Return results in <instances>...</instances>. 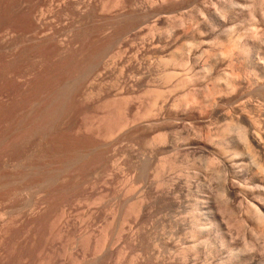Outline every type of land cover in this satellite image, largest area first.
I'll return each mask as SVG.
<instances>
[{"label":"rangeland","instance_id":"374dc122","mask_svg":"<svg viewBox=\"0 0 264 264\" xmlns=\"http://www.w3.org/2000/svg\"><path fill=\"white\" fill-rule=\"evenodd\" d=\"M250 1L0 0V264H264V218L257 219L253 211L245 215V210L249 211L246 206L264 205V158L259 160L245 153L248 156L237 155L234 168L221 159L206 166L203 159L194 157L193 152L181 146L182 141L176 143L177 146L173 142L176 134L178 138L188 135L195 140L196 130L201 127L202 134L205 133L202 136L206 138L209 133L216 134L214 131L228 121L214 115L211 124L202 125L197 123L200 112L196 107L189 105L187 110H181L174 106L189 92V87H179L178 91L180 80L177 78L181 76L182 79L188 70V74H197L208 64L214 65L213 72L208 71V77L205 76L208 80L194 83L195 88H202L208 82L211 86L214 84L211 81L214 82L219 74H229L227 72L235 69L245 81L243 97L247 98L238 102L245 101L247 106L250 99L257 105H251L256 110H250L249 105L245 111L257 119L264 118V79L257 77L263 71L250 69L245 62L248 55L254 54L256 61L264 63V0ZM231 5H235L234 8ZM222 6L228 10L224 11ZM221 10L223 12L218 13ZM221 20L226 23H220ZM180 25L184 26L183 30ZM248 28H253V33L260 35L259 39L246 33ZM227 31L232 34L230 38L227 36L228 42L239 38L242 44L251 43L252 48L250 46L251 49L241 55L235 51L233 59L219 56L226 46L227 37L223 32ZM220 34L224 36L221 38ZM160 35H165L161 41ZM164 37L173 42H196L197 45L201 42L199 52L203 53L197 56H202L196 57L195 63L189 60V66L174 64L178 66L174 69L173 64L165 63L169 57L161 50L167 41ZM223 37L226 38L224 42ZM215 38L222 39V43L219 40L217 43ZM212 52L217 54L214 56ZM230 60L237 63L233 65L234 61ZM166 72L179 73H175L177 78L172 76L177 81L172 77L167 80ZM183 89L188 90L183 92ZM170 90L175 95L169 94ZM149 91L157 93L156 98ZM162 91L164 94L158 98ZM234 103L225 104L230 115H236L242 105L234 106L237 104ZM243 105L241 109L246 108ZM205 110L201 113L204 117ZM123 127L125 131H121ZM160 133H170L166 134L168 143H162V147L161 143L158 146L153 141ZM228 153L227 157L233 155L231 151ZM235 179L241 182V185L236 184L245 186L242 188L245 192L240 197L224 196L223 183ZM222 185L224 187H220ZM196 218L197 223L198 220L204 223L203 227L194 223ZM193 223L203 236L195 233ZM191 238L193 241H189ZM192 251L199 252L200 256Z\"/></svg>","mask_w":264,"mask_h":264},{"label":"bare ground","instance_id":"6f19581e","mask_svg":"<svg viewBox=\"0 0 264 264\" xmlns=\"http://www.w3.org/2000/svg\"><path fill=\"white\" fill-rule=\"evenodd\" d=\"M152 1H154V0H152ZM161 1H163V0H161ZM199 1V0H198ZM229 1V0H228ZM233 1V0H232ZM246 1V0H245ZM253 1V0H252ZM252 1H250V2H252ZM258 2H259V0H257ZM263 0H260V2H262ZM141 2H143V1H141ZM147 2H148V0H147ZM206 2V1H205ZM208 2V1H207ZM226 2V1H225ZM244 2V1H243ZM249 2V3H250ZM256 2V1H255ZM254 2V3H255ZM117 3V2H116ZM119 3H120V1H119ZM157 3V2H156ZM197 3V2H196ZM213 3V2H212ZM246 3H248V2H246ZM139 4V3H138ZM155 4V3H154ZM220 4V3H219ZM262 3H260L259 5H261ZM137 5V4H136ZM140 5V4H139ZM246 5V4H245ZM250 5H252V4H250ZM103 6H105V5H103ZM128 6V5H127ZM145 6V5H144ZM144 6H143V8H144ZM152 6H153V3H152ZM151 6V7H152ZM195 6V5H194ZM206 6V5H205ZM235 6V5H234ZM234 6L232 7V5L230 6V7H232V8H234ZM242 6V5H241ZM249 6V5H248ZM87 7V6H86ZM117 7V6H116ZM136 7V6H135ZM142 7V6H141ZM208 7V6H207ZM213 7H216V6H213ZM223 7V6H222ZM243 7H244V5H243ZM253 7V6H252ZM256 7V6H255ZM263 6H261V8H262ZM137 8V7H136ZM135 8V9H136ZM153 8V7H152ZM205 8V7H204ZM232 8H230V9H232ZM248 8H250V6L248 7ZM247 8V9H248ZM257 8V7H256ZM101 9H103V7H101ZM105 9V8H104ZM200 9V8H199ZM218 9V8H217ZM216 9V10H217ZM225 9L226 10H228V8H224L223 7V10L225 11ZM245 9V8H244ZM247 9H245V10H247ZM260 9V8H259ZM141 10V9H140ZM148 10V9H147ZM239 10V9H238ZM244 10V11H245ZM249 10V9H248ZM204 11H206V10H204ZM209 11V10H208ZM218 11V10H217ZM216 11V12H217ZM230 11V10H229ZM200 12H201V10H200ZM199 12V13H200ZM223 11L221 10L220 12H218V13H222ZM237 12V11H236ZM254 12V11H253ZM231 13V12H230ZM262 13V12H261ZM201 14V13H200ZM216 14V13H215ZM224 14H225V12H224ZM228 14V13H227ZM239 14H241V13H239ZM249 14V13H248ZM254 14V13H253ZM157 15V14H156ZM198 15V14H197ZM201 15H203V14H201ZM205 15H206V13H205ZM205 15H204V17H205ZM220 16H222V17H225V16H223V14H219ZM250 15H251V17H254V16H252V13L250 12ZM249 15V16H250ZM263 15H264V13H263ZM230 16V15H229ZM237 16V15H236ZM239 16V15H238ZM241 16V15H240ZM161 17V16H160ZM192 17V16H191ZM202 17V16H201ZM204 17H203V19H204ZM228 17V16H227ZM246 17V16H245ZM145 18V17H144ZM148 18V17H147ZM162 18V17H161ZM182 18V17H181ZM206 18V17H205ZM220 18V17H219ZM218 18V19H219ZM226 18V17H225ZM238 17H234L233 19H237ZM250 18V17H249ZM256 18V17H255ZM152 19V18H151ZM156 19V18H155ZM202 19V18H201ZM223 19V18H222ZM232 19V20H233ZM149 20H150V18H149ZM148 20V21H149ZM154 20V19H153ZM158 20V19H157ZM184 20V19H183ZM183 20H182V24H183ZM197 20V19H196ZM214 20V19H213ZM225 20V19H224ZM224 20H221L220 21V23H223V24H225L223 21ZM251 20H253V18H251ZM257 20V19H256ZM255 20V21H256ZM140 21V20H139ZM156 21V20H155ZM194 21V20H193ZM205 21V20H204ZM151 22H153V21H151ZM189 22V21H188ZM195 22V21H194ZM232 22V21H231ZM233 22H234V20H233ZM257 22V21H256ZM150 23V22H149ZM190 23V22H189ZM209 23V22H208ZM253 23H254V21H253ZM146 24V23H145ZM193 24V23H192ZM254 24H256V23H254ZM155 25H156V23H155ZM154 25V26H155ZM183 25H185V24H183ZM200 25V24H199ZM222 25V24H221ZM253 25V24H252ZM256 25H258V24H256ZM145 26V25H144ZM175 26V25H174ZM178 26V25H177ZM211 26V25H210ZM251 26V25H250ZM249 26V27H250ZM147 27V26H146ZM145 27V28H146ZM148 27H150V26H148ZM156 27V26H155ZM170 27H171V25H170ZM179 27V26H178ZM180 27H181V29H182V27H184V26H182V25H180ZM212 27H214V26H212ZM230 27V26H229ZM157 28V27H156ZM172 28V27H171ZM175 28V27H174ZM189 28V27H188ZM220 28V27H219ZM233 28H235V27H233ZM255 28V27H254ZM141 29V28H140ZM180 29V30H181ZM195 29H197V27L195 28ZM215 29H216V27H215ZM232 29V28H231ZM249 29V28H248ZM253 29V28H252ZM252 29H249L246 33H249V35L250 36H252V37H254V36H256L254 33H253V31H252ZM256 29V28H255ZM138 30V29H137ZM155 30V29H154ZM157 30V29H156ZM183 30V29H182ZM219 30V29H218ZM142 31H143V29H142ZM171 31H172V29H171ZM175 31H176V29H175ZM175 31H173V34H174V32ZM179 31V30H178ZM186 31V29L183 31V32H185ZM193 31V30H192ZM217 31V30H216ZM215 31V32H216ZM246 31V30H245ZM244 31V32H245ZM135 32V31H134ZM139 32H140V30H139ZM181 32V31H180ZM191 32V31H190ZM196 32V31H195ZM198 32V31H197ZM197 32H196V34H197ZM202 32V31H201ZM229 31H227V32H223V34L225 35V37H227V36H229V38H230V35H232V34H229L228 33ZM150 33V32H149ZM152 33V32H151ZM167 33L169 34L170 32L169 31H167ZM213 33V32H212ZM230 33H232V32H230ZM255 33H256V31H255ZM257 33H259L258 31H257ZM3 34V33H2ZM134 34V33H133ZM168 34H166L167 36H168ZM176 34H177V32H176ZM195 34V35H196ZM202 34V36H204V34L203 33H201ZM221 35L220 34V37L221 36H224V35ZM227 34H229V35H227ZM254 34V35H253ZM194 35V36H195ZM199 35V34H198ZM247 35V34H246ZM127 36V35H126ZM161 36V35H160ZM162 36H165V35H162ZM162 36L160 37V41H161V39H162ZM172 36V35H171ZM205 36H208V35H205ZM248 36V35H247ZM260 36V35H259ZM259 36H256V38H258L259 39ZM173 37V36H172ZM174 37H175V34H174ZM173 37V38H174ZM196 37V36H195ZM225 37H223V42L225 41L224 39H226ZM242 37V36H241ZM245 37V36H244ZM127 38V37H126ZM153 38V37H152ZM165 38V37H164ZM179 38V37H178ZM181 38V37H180ZM180 38L178 39V40H180ZM201 38V37H200ZM217 38H219V35L217 36ZM222 38V37H221ZM238 38V37H237ZM246 38V37H245ZM255 38V37H254ZM255 38V39H256ZM154 39V38H153ZM165 39H167V38H165ZM169 39L170 38H168L167 39V41H166V43L161 47V50L163 51V53L165 52L166 53V55L169 57V60L167 61V58H166V61L167 62H165L166 63V65H171V64H176V65H179V66H183V65H185V64H188V66H189V60H192V62L193 63H195L194 61L196 60L195 58L197 57L198 58V56H199V58L202 56H200L199 54H198V56H197V53H203V51H200L199 52V50H200V43L197 45V43L195 42V43H188V42H181V41H179V42H173V40H171L170 42H169ZM177 39V38H176ZM216 39V38H215ZM214 39V40H215ZM239 39V38H238ZM238 39H232V40H235V41H232L231 39H229V42L230 41H232L231 42V44L228 46L227 45V43H229L227 40H228V37H227V39H226V41L224 42V44H226V46H225V49H224V51H222L221 49V53L219 54V52H218V54H219V56L220 55H223V58H224V56H229L230 58H232V56H234V54H235V51H238V53H240V54H238V55H241L242 54V52L244 53V52H246L247 50H249V49H251L252 48V46L249 44V42L248 43H246V44H242V42H240V39L238 40ZM243 38H241V40H242ZM248 39V38H247ZM252 40H253V38H251ZM122 40V39H121ZM194 40V39H193ZM217 40H219L220 41V39H216V41ZM250 40V39H249ZM252 40H251V42H252ZM261 40V39H260ZM125 41H126V39H125ZM125 41H124V43H125ZM163 41V40H162ZM177 41V40H176ZM221 41H222V39H221ZM220 41V42H221ZM123 42V41H122ZM146 42V41H145ZM150 42V41H149ZM214 42V41H213ZM259 42V41H258ZM264 42V41H263ZM147 43V42H146ZM203 43V42H202ZM217 43H219L218 41H217ZM222 43V42H221ZM253 43V42H252ZM256 43V42H255ZM207 45H206V47L208 46V44H210L209 42L208 43H206ZM224 44H223V47H224ZM263 43H261V45H262ZM120 45V44H119ZM118 45V46H119ZM214 45H215V43H214ZM214 45H213V48H214ZM219 45V44H218ZM260 45V46H261ZM264 45V44H263ZM146 46V45H145ZM145 46H144V48H145ZM158 46V45H157ZM201 46H203V45H201ZM250 46H251V48H250ZM120 47V46H119ZM121 47H123V46H121ZM155 47V45H153V48ZM159 48H160V45L158 46ZM194 47V51H192V48ZM197 47H199V49H197ZM205 47V46H204ZM258 47H259V45H258ZM156 48V47H155ZM216 48V47H215ZM260 48V47H259ZM139 49V48H138ZM223 49V48H222ZM127 50V49H126ZM144 50V49H143ZM209 50V49H208ZM213 50V49H212ZM205 51H207V50H205ZM210 51H211V49H210ZM241 51V52H240ZM124 52V51H123ZM128 52V51H127ZM137 52V51H136ZM161 52V51H160ZM217 52H215V55L217 54ZM260 52H262V50H260ZM118 53V52H117ZM126 53V52H125ZM164 53V54H165ZM206 54H208L207 52H205ZM213 53V52H212ZM257 53V55H258V51L256 52ZM109 54V53H108ZM113 54H115V53H113ZM134 54V53H133ZM139 54V53H138ZM164 54H162V55H164ZM109 55H111V54H109ZM125 55V54H124ZM209 55V54H208ZM211 55V54H210ZM212 55H214V53L212 54ZM211 55V56H212ZM214 55V56H215ZM246 55V54H245ZM254 55V54H253ZM249 56L248 55V58L246 59V61L245 62H247L246 63V66L248 65L249 67H250V69L252 68L253 70H255V69H257L258 71L260 70V72L261 71H263L262 72V74L261 75H259V76H257L258 78H260V79H264V63L263 62H259L258 60L256 61L255 60V57L254 56ZM116 56V55H115ZM120 56H122V55H120ZM133 56V55H132ZM150 56V55H149ZM148 56V57H149ZM205 56V55H204ZM211 56H209V57H211ZM112 57V56H111ZM126 57V56H125ZM135 57V56H134ZM152 57V56H151ZM154 57H156V56H154ZM162 57V56H161ZM208 56H207V58H209ZM218 57V56H217ZM228 57V58H229ZM247 57V56H246ZM107 58H109V57H107ZM106 58V59H107ZM113 58H115V57H113ZM123 58H124V56H123ZM137 58V57H136ZM146 58H147V56H146ZM159 58V60L161 61L162 60V58L160 59V57H158ZM215 58V57H214ZM219 58V57H218ZM217 58V59H218ZM234 58V57H233ZM232 58V59H233ZM257 58H258V56H257ZM256 58V59H257ZM262 58V57H261ZM120 59H121V57H120ZM139 59V58H138ZM148 60H149V58H147ZM151 59V58H150ZM156 59H157V57H156ZM225 59H227L226 57H225ZM238 59V58H237ZM259 60H260V58H258ZM135 60V59H134ZM143 60V59H142ZM141 60V61H142ZM152 60V59H151ZM164 60L165 59H163V61H162V64L164 63ZM215 60V59H214ZM220 60H222V59H220ZM129 61V60H128ZM133 61V60H132ZM199 61V60H198ZM197 61V62H198ZM230 61H232V60H230ZM234 61V60H233ZM232 61V62H233ZM260 61H262V60H260ZM264 61V60H263ZM105 62V61H104ZM103 62V63H104ZM106 62H107V60H106ZM116 62H117V60H116ZM120 62H121V60H120ZM129 62H131V61H129ZM139 62V61H138ZM154 62V61H153ZM235 62L237 63V61H234L233 63V65H235ZM109 63V62H108ZM143 63V62H142ZM152 63V62H151ZM150 63V64H151ZM168 63V64H167ZM204 63V62H203ZM206 63H208V61L206 62ZM223 63V62H222ZM230 63V62H229ZM241 63V62H240ZM106 64V63H105ZM104 64V65H105ZM137 64V63H136ZM141 64V63H140ZM159 64V63H158ZM197 64V63H196ZM200 64V63H199ZM220 63H218V65H219ZM128 65V64H127ZM126 65V66H127ZM152 65H153V63H152ZM169 65V66H170ZM194 65V64H193ZM216 65V64H215ZM223 65V64H222ZM230 64H228V66H229ZM102 66V65H101ZM112 66H114V63H113V65ZM118 66V65H117ZM159 66V65H158ZM161 66V65H160ZM220 66V65H219ZM99 67V66H98ZM115 67H116V65H115ZM153 67V66H152ZM166 67H168V66H166ZM178 67V66H175L174 65V69H176V68ZM193 67V66H192ZM191 67V68H192ZM203 67H205V65L203 66ZM212 67H214V65H212V64H208V66H206L205 68H201L202 69V71L200 70V72H199V70H198V73H200V74H192V72L191 73H189L188 74V71H186L187 72V74L185 73V75H184V73H183V75H184V77L182 78V79H180L181 78V76L180 77H176V74L177 75H179V73H171V72H169V74H168V72H166V74H168L167 75V80L168 79H170L173 75H175L174 77H176L177 79H179L180 81H178L177 83V88H178V91L180 90L179 89V87H181V88H183V87H189L188 89H189V92H187L186 93V95H185V97H183L184 99H182V97H180L181 99H182V101H180V103H179V101H177L178 103H173L174 104V106H175V108H176V106H177V108H179L180 107V109L182 110V109H185L186 107L188 108V106L190 105V106H193L194 108L196 107V109L200 112V117L198 118V120H197V123H200V124H202V125H204V124H207V123H210L211 121H212V119H213V116L214 115H217L216 117H220L221 119H224V120H228V121H226V125L224 126V127H220V130H218V131H214L216 134H210L207 130H206V132L207 133H209V135H206V138L205 137H203L204 135L203 134H205V133H203L202 134V131H201V128H203V127H201V128H199V126H198V128H199V130H196L197 131V133L195 134V140H193V139H190L189 137H188V135L187 136H183L184 138L182 139V138H178L179 136H176L177 134V132H175V134L176 135H174L176 138H174L173 137V142L175 143V145H176V143H180L181 141V146H184V149H186V150H188V151H190V152H193L195 155H194V157H198V159L200 158V159H203L204 161H205V165L207 166H212V165H214V164H216V163H218V162H220L219 160L221 159V160H223V162H226L229 166H233V168L235 167L234 165H235V159L237 158V155H246L245 153H247L248 155H252V156H254V157H259V160H260V158L262 159V158H264V118L263 119H257V118H255V117H253V116H250L249 115V113L247 112V111H245L246 109H247V106L249 107V105L251 106V105H254L255 107L257 106L256 104H252L251 102H250V99H248L249 100V102H248V105L246 106L245 105V101L243 102L242 100H246L247 98H245V97H243L244 95V93H243V89H245L244 88V82H243V80H242V78H241V74L239 75V74H237V72L236 71H232V73L231 72H227V73H229V74H226V73H221L222 75H220L219 73V75L217 76V74H216V78H215V80H214V82L213 81H211V83H214V84H211V86L210 85H208L209 84V82H208V84L207 85H205V86H202V88H195V85L196 84H194V83H198V81H202L201 79H205V81H206V79L208 80V78H206V77H208V76H206L207 74H208V71H212L211 70V68ZM232 67V66H231ZM234 67V66H233ZM243 67V66H242ZM129 68V67H128ZM139 68H140V66H139ZM171 68V67H170ZM180 68V67H179ZM183 68L184 67H181V70H183ZM185 68H187V66H185ZM184 68V69H185ZM215 68V67H214ZM228 68V67H227ZM248 68V67H247ZM97 69V68H96ZM112 69V68H111ZM125 69H126V67H125ZM149 69V68H148ZM160 69H162V68H160ZM164 69V68H163ZM166 69V68H165ZM195 69V68H194ZM216 69H217V67H216ZM237 69V68H236ZM250 69H249V71H250ZM110 70V69H109ZM115 71H116V69H114ZM124 70V69H123ZM146 70V69H145ZM190 70H192V69H190ZM232 70V69H231ZM121 71H122V68H121ZM163 71V70H162ZM243 71V70H242ZM257 71V72H258ZM123 72V71H122ZM125 72V71H124ZM138 72V71H137ZM196 72V71H195ZM213 72V71H212ZM225 72V71H224ZM236 72V73H235ZM121 73V72H120ZM151 73V72H150ZM156 73V72H155ZM211 73V72H210ZM244 73V72H243ZM250 73V72H249ZM255 73V72H254ZM105 74V73H104ZM112 74H114V73H112ZM153 74V73H152ZM212 74V73H211ZM246 74V73H245ZM258 74V73H257ZM93 75V74H92ZM122 75V74H121ZM145 75V74H144ZM156 75V74H155ZM164 75V74H163ZM182 75V74H181ZM182 75V76H183ZM254 75V74H253ZM102 76V75H101ZM119 76V75H118ZM150 76V75H149ZM148 76V77H149ZM206 76V77H205ZM210 76V75H209ZM212 76V75H211ZM210 76V77H211ZM245 77H247L246 75H244ZM88 77V76H87ZM92 77V76H91ZM90 77V78H91ZM100 77V76H99ZM140 77H142V76H140ZM165 77V76H164ZM163 77V78H164ZM174 77H172L171 79L172 80H176V78L175 79H173ZM205 77V78H204ZM213 77V76H212ZM98 78V77H97ZM133 78V77H132ZM143 78V77H142ZM141 78V79H142ZM152 78V77H151ZM157 78V77H156ZM96 79V78H95ZM117 79H120V78H118L117 77ZM123 79V78H122ZM137 79H139V78H137ZM161 79V78H160ZM99 80V79H98ZM155 80V79H154ZM153 80V81H154ZM157 80V79H156ZM159 80V79H158ZM162 80H164V79H162ZM172 80H171V82H172ZM211 80H213V79H211ZM246 80V79H245ZM96 81V80H95ZM94 81V82H95ZM102 81V80H101ZM118 82H119V80H117ZM127 81V80H126ZM130 81V80H129ZM135 81V80H134ZM166 81V80H165ZM164 81V82H165ZM177 81V80H176ZM247 81V80H246ZM115 82V81H114ZM141 82V81H140ZM148 82H150V80L148 81ZM163 82V81H162ZM166 82H168V81H166ZM250 82V81H249ZM260 82V81H259ZM116 83V82H115ZM120 83V82H119ZM122 83H123V81H122ZM137 83V82H136ZM151 83V82H150ZM204 83V82H203ZM257 83H258V81H257ZM92 84H93V82H92ZM153 84V83H152ZM163 84V83H162ZM175 84V83H174ZM201 84H202V82H201ZM249 84V83H248ZM90 85V84H89ZM96 85H98V84H96ZM120 85V84H119ZM125 85H126V83H125ZM124 85V86H125ZM155 85V84H154ZM165 85V84H164ZM166 85H168V84H166ZM169 85H170V81H169ZM176 85V84H175ZM202 85H204V84H202ZM255 85V84H254ZM263 85V84H262ZM95 86V85H94ZM93 86V87H94ZM246 86V85H245ZM249 86V85H248ZM247 86V87H248ZM115 87V86H114ZM119 87V86H118ZM151 87V86H150ZM154 86H152V88H153ZM169 87V86H168ZM197 87V86H196ZM199 87H200V83H199ZM264 87V86H263ZM89 88V87H88ZM160 88V87H159ZM164 88H167V86L166 87H164ZM175 88H176V86H175ZM249 88V87H248ZM93 89V88H92ZM187 89V90H188ZM261 89V88H260ZM262 89H264V88H262ZM135 90V89H134ZM148 90V89H147ZM153 90H155V89H153ZM157 90V92L159 93V89H156ZM186 89H183V92L185 91ZM186 90V91H187ZM246 90V89H245ZM164 91V90H163ZM163 91H162V93L158 96V98L160 97V96H162V94H164L165 92V95L166 96H168V94H167V91L165 90L164 91V93H163ZM173 91V90H172ZM171 90L169 91L170 93L169 94H172V96L173 95H175V94H173L174 92H172ZM175 91V90H174ZM264 91V90H263ZM92 92V91H91ZM119 92H120V90H119ZM150 92V91H149ZM172 92V93H171ZM177 92V91H176ZM175 92V93H176ZM256 92V91H255ZM259 92V91H258ZM117 93H118V91H117ZM117 93H115V94H117ZM134 93H135V91H134ZM151 93V92H150ZM153 94H155L154 92H152ZM152 93H151V95H152ZM84 94V93H83ZM88 94V93H87ZM122 94V93H121ZM124 94V93H123ZM130 94V93H129ZM149 94V93H148ZM157 94V93H156ZM156 94H155V98H156ZM182 94V93H181ZM246 94V93H245ZM158 95V94H157ZM164 95V96H165ZM180 95V94H179ZM247 95V94H246ZM245 95V96H246ZM89 97H90V95H88ZM262 96V95H261ZM92 97V96H91ZM256 97V96H255ZM254 97V98H255ZM162 99H163V97H161ZM169 98V97H168ZM180 98H179V100H180ZM245 98V99H244ZM263 98V97H262ZM88 99V98H87ZM87 99H86V101H87ZM161 99V100H162ZM170 99V98H169ZM175 99V98H174ZM240 99H242L241 100V102H243V103H239L238 101H240ZM259 99V98H258ZM164 100V99H163ZM162 100V101H163ZM166 100H167V97H166ZM252 100V99H251ZM158 101V100H157ZM173 101V100H172ZM176 100H174V102H175ZM262 101V100H261ZM237 103L236 105H234V106H238V105H240V104H244L245 106H246V108H244L245 106L243 105V108L244 109H241L242 108V105H240V110H238V112H236L237 114L236 115H230L229 114V112L227 113V111L225 110V106L227 107V105H225V104H228L229 106H230V104H232L233 105V103ZM155 103H156V101H155ZM155 103H154V106H155ZM230 103V104H229ZM234 103V104H235ZM239 103V104H238ZM256 103V102H255ZM165 104V103H164ZM246 104H247V102H246ZM262 104H263V102H262ZM156 105H157V103H156ZM159 105V104H158ZM168 105V104H167ZM151 106V105H150ZM164 106V105H163ZM173 106V105H172ZM173 106V107H174ZM254 106L252 107V108H249L250 110H254L255 108H254ZM151 107H153V106H151ZM158 107V106H157ZM172 107V108H173ZM182 107V108H181ZM261 107V106H260ZM264 107V106H263ZM263 107H262V109H263ZM174 108V109H175ZM176 108V109H177ZM187 108H186V110H187ZM232 108V107H231ZM259 108V107H258ZM120 109V108H119ZM158 109V108H157ZM161 109H163L162 107H161ZM160 109V111H162ZM189 109H190V107H189ZM206 109V110H205ZM208 109H210V112H211V116H208V113H207V111L209 112V110ZM233 109V108H232ZM237 109V108H236ZM261 108H259V110H260ZM153 110H154V108L152 109V111H150V112H153ZM167 110V109H166ZM191 110V109H190ZM196 110V111H197ZM203 110H205L206 111V113H205V117H204V115H202L203 113ZM256 110V109H255ZM122 111V110H121ZM148 111V110H147ZM156 111V110H155ZM158 111V114H159V110H157ZM165 111V110H164ZM177 111H179V110H177ZM184 111V110H183ZM194 111V110H193ZM237 111V110H236ZM263 111V110H262ZM261 111V112H262ZM149 112V111H148ZM150 112H149V114H150ZM248 114H247V113ZM260 112V111H259ZM123 113V112H122ZM155 114H157V112H154ZM190 113V112H189ZM202 113V114H201ZM231 113V112H230ZM125 114V113H124ZM157 114V115H158ZM161 114V113H160ZM186 114V113H185ZM207 114V115H206ZM233 114H235V113H233ZM154 115V114H153ZM184 115V114H183ZM190 115V114H189ZM202 115V116H201ZM126 116H128V115H126ZM143 116H145V115H143ZM142 116V117H143ZM147 116H149L148 114H146V117ZM156 116V115H155ZM188 116V115H187ZM206 116H208V117H206ZM130 117V116H129ZM141 117V116H140ZM150 118H152L151 116H149ZM159 117H160V115H159ZM183 117V116H182ZM259 117V116H258ZM127 118V117H126ZM144 118V117H143ZM150 118H148V120L150 119ZM120 119V118H119ZM118 119V120H119ZM145 119V118H144ZM157 119V118H156ZM165 119V118H164ZM215 119V118H214ZM146 120L147 119H145V122H146ZM152 120V119H151ZM218 120V118L215 120V121H217ZM125 121V120H124ZM130 122H131V120H129ZM173 121V120H172ZM129 122V123H130ZM144 122V123H145ZM148 122V121H147ZM155 122V121H154ZM161 122V121H160ZM180 122V121H179ZM179 122H178V124H179ZM117 123V122H116ZM118 123H119V121H118ZM121 123H123V122H121ZM136 123V122H135ZM157 123V122H156ZM193 123H195V122H193ZM212 123V122H211ZM210 123V124H211ZM139 124V123H138ZM152 124V123H151ZM162 124V123H161ZM176 124H177V122H176ZM217 124V123H216ZM225 124V123H224ZM118 126V124H115L114 126ZM121 125V124H120ZM127 125H128V123H127ZM143 125H145V124H143ZM146 125H147V123H146ZM155 125V124H154ZM164 125V124H163ZM190 125V124H189ZM195 125V124H194ZM124 126V125H123ZM138 126V125H137ZM150 126V125H149ZM161 126V125H160ZM176 126V125H175ZM212 126V125H211ZM210 126V127H211ZM216 126V125H215ZM214 126V127H215ZM223 126V125H222ZM119 127V126H118ZM125 127V126H124ZM123 127V129L121 130V131H125L124 128ZM129 127V126H128ZM151 127H152V125H151ZM150 127V128H151ZM178 127H179V125H178ZM190 127V126H189ZM193 127H195L196 128V126H193ZM206 127V126H205ZM136 128V127H135ZM184 128V127H183ZM219 128V127H218ZM115 129V128H114ZM129 129V128H128ZM131 129V128H130ZM154 128L152 127V130H153ZM113 130V129H112ZM111 130V131H112ZM131 130H133V128L131 129ZM182 130V129H181ZM184 130H186V128L184 129ZM194 130V129H193ZM203 130V129H202ZM120 131V132H121ZM129 131V130H128ZM183 131V130H182ZM112 132H116V131H112ZM111 132V133H112ZM129 132H131V131H129ZM180 132V131H179ZM188 132V131H187ZM183 133V132H182ZM212 133V132H211ZM161 134V133H160ZM167 134V133H166ZM166 134H163V135H165V136H163L162 134V136L160 135V136H158L159 134H157V136L155 137V138H153V141L155 140V144H157L158 145V143H159V145H160V143H161V147H162V143H164V145H165V143L168 141L167 140V137L168 136H166ZM168 134H170V133H168ZM167 134V135H168ZM186 134V133H185ZM203 135V136H202ZM114 136V135H113ZM162 137V138H161ZM218 139H217V138ZM161 138V139H160ZM191 138H193V137H191ZM215 138V139H214ZM160 139V140H159ZM168 139H169V137H168ZM217 139V140H216ZM153 141H151L152 143H153ZM150 142V144H152ZM168 143V142H167ZM166 143V144H167ZM3 144V143H2ZM149 144V145H150ZM157 145H155V146H157ZM158 145V146H159ZM174 145V146H175ZM154 146V145H153ZM177 146V145H176ZM180 146V147H181ZM151 147V146H150ZM173 147V146H172ZM174 148V147H173ZM182 148V147H181ZM180 148V149H181ZM153 149H154V147H153ZM179 149H177V151H178ZM154 151V150H153ZM172 151V150H171ZM176 151V150H175ZM232 152V154L233 155H231V157L232 156H234V158H231V157H227L226 156V153L227 154H229L228 152ZM174 152V151H173ZM172 153V152H171ZM179 153V152H178ZM189 154V153H188ZM191 154V153H190ZM187 155V154H186ZM248 155H246V156H248ZM179 156V155H178ZM190 156V155H189ZM210 156V157H209ZM176 157V156H175ZM184 157V156H183ZM188 157V156H187ZM33 158V157H32ZM177 158V157H176ZM241 158V157H240ZM251 157H249V159H250ZM179 159V158H178ZM252 159H254V158H252ZM29 160H31V159H29ZM34 160V159H33ZM237 160H239V159H237ZM241 160H242V158H241ZM256 160V159H255ZM254 160V161H255ZM258 160V159H257ZM23 161V160H22ZM244 161V160H243ZM252 161V160H251ZM168 162H170L171 163V160L170 161H168ZM235 162V163H234ZM262 162V161H261ZM173 163V162H172ZM176 163V162H175ZM225 163V164H226ZM242 163V162H241ZM256 163H257V161H256ZM222 164V163H221ZM221 164H219L220 166H221ZM231 164V165H230ZM244 164V163H243ZM165 165V167H166V164H164ZM164 165H163V167H164ZM173 165V164H172ZM237 166H238V168H241V167H239V164H236ZM174 166V165H173ZM172 166V167H173ZM236 166V167H237ZM222 167V166H221ZM161 168H162V166H161ZM195 168H196V166H195ZM208 168H210V167H208ZM232 168V167H231ZM232 168V169H233ZM8 169V168H7ZM18 169V168H17ZM175 169V168H174ZM198 169V168H197ZM201 169V168H200ZM33 170V169H32ZM163 170L165 171L166 169L165 168H163ZM235 170V169H234ZM216 171V170H215ZM226 171V170H225ZM237 170H235V172H236ZM242 171V170H241ZM240 171V172H241ZM162 172V171H161ZM218 172V171H217ZM231 172V171H230ZM159 173V172H158ZM158 173H157V175H158ZM202 173V172H201ZM160 174V173H159ZM165 174V173H164ZM196 174H197V172H196ZM195 174V175H196ZM227 174V173H226ZM232 174V173H231ZM236 174H238V173H236ZM257 174V173H256ZM260 174V173H259ZM240 175H242L241 173H240ZM227 176V175H226ZM238 176V175H237ZM255 176V175H254ZM33 177V176H32ZM228 177V176H227ZM226 177V179H229V178H227ZM233 178V177H232ZM237 178V177H236ZM241 179V178H240ZM229 181V180H228ZM226 182V180H225V182L223 183V184H225L224 186L222 185V186H220V187H224V189H223V191L222 192H224V196H230V197H233V196H241V193H243V192H245V191H242V188H244L245 189V186H240L241 185V182H239L240 183V185H238V184H236V183H238L237 181H236V179H235V181H231V182ZM249 182V181H248ZM168 183V182H167ZM170 184V183H169ZM175 184V183H174ZM173 184V185H174ZM12 185V184H11ZM10 185V186H11ZM45 185V184H44ZM193 185V184H192ZM197 185H199V184H197ZM189 186H191V185H189ZM188 187V186H187ZM250 188V187H249ZM191 189H193V188H191ZM144 190V189H143ZM171 190V189H170ZM247 190V189H246ZM30 191V190H29ZM196 191V190H195ZM194 191V192H195ZM215 191V190H214ZM169 192V191H168ZM200 193V192H199ZM17 194V193H16ZM181 195V194H180ZM190 195V194H189ZM194 195V194H193ZM178 196V195H177ZM191 196V195H190ZM245 196V195H244ZM180 197V196H179ZM199 197V196H198ZM35 198V197H34ZM189 198V197H188ZM224 198V197H223ZM144 199V198H143ZM221 199V198H220ZM225 199V198H224ZM198 200V199H197ZM196 200V201H197ZM228 200V199H227ZM117 201V200H116ZM133 201V200H132ZM221 201V200H220ZM29 202V201H28ZM120 202V201H119ZM135 202V201H134ZM138 202V201H137ZM199 202V201H198ZM197 202V203H198ZM202 201H200V203H201ZM231 202V201H230ZM229 202V203H230ZM136 203V202H135ZM210 203V202H209ZM232 203V202H231ZM144 204V203H143ZM202 204V203H201ZM204 204V203H203ZM208 204V203H207ZM206 204V205H207ZM233 204V203H232ZM248 204V203H247ZM249 204H251V203H249ZM248 204V205H249ZM258 204H261V203H258ZM132 205H134V204H132ZM139 205H140V203H139ZM195 205V204H194ZM200 205V204H199ZM242 205V204H241ZM1 206H2V204H1ZM138 206V205H137ZM196 206V205H195ZM194 206V207H195ZM202 206V205H201ZM205 206V205H204ZM209 206V204L207 205V207ZM211 206V205H210ZM224 206V205H223ZM229 206V205H228ZM243 206V205H242ZM249 206H251V205H249ZM248 206V207H249ZM141 207H142V205H141ZM190 207V206H189ZM191 207H193V205L191 206ZM197 207V206H196ZM206 207V206H205ZM241 207V206H240ZM247 206H246V208L249 210V211H247V210H245V212H246V216H247V212L248 213H250L251 214V212L252 213H254L255 212V214H254V216L256 215L257 216V219H259V220H262L263 218H264V205L263 204H261L260 206H257L256 208L255 207H253V206H251L250 208H251V210L248 208ZM2 208V207H1ZM134 208V207H133ZM147 208V207H146ZM203 208V207H202ZM211 208V207H210ZM213 208V207H212ZM255 208V209H254ZM31 209V208H30ZM140 209V208H139ZM194 210H199V208H193ZM28 210H29V208H28ZM134 210V209H133ZM239 210V209H238ZM255 210V211H254ZM14 211H16V210H14ZM178 211V210H177ZM232 211V210H231ZM251 211V212H250ZM6 212V211H5ZM18 212V211H17ZM138 212V211H137ZM149 212V211H148ZM180 212V211H179ZM193 212V211H192ZM192 212H190V216H193V215H191V213ZM210 212H211V209H210ZM232 212H234V210L232 211ZM2 213V212H1ZM31 213V212H30ZM133 213V212H132ZM140 213H142V212H140ZM196 213V212H195ZM201 213V212H200ZM6 214V213H5ZM175 214V213H174ZM182 214V213H181ZM188 214V213H187ZM230 214V213H229ZM232 215H233V213H231ZM249 214V216H251ZM2 215V214H1ZM173 215V214H172ZM189 215V214H188ZM238 215V214H237ZM253 215V214H252ZM3 216V215H2ZM176 216V215H175ZM181 216H183V214L181 215ZM196 216V215H195ZM255 216V217H256ZM136 217H138L139 218V214L136 216ZM198 217V216H197ZM234 217V216H233ZM6 218V215H5V217H3L2 219H3V221H4V219ZM175 218H177V217H175ZM180 218V217H179ZM183 218V217H182ZM187 218V217H186ZM190 218H192V217H190ZM195 218V217H194ZM201 219V217H198V219ZM175 220V219H174ZM180 220V219H179ZM195 220V219H194ZM186 221H187V219H186ZM185 221V222H186ZM177 222V221H176ZM190 222H191V220H190ZM261 222H263V221H261ZM260 222V223H261ZM13 223V222H12ZM194 223H197V218H196V220L194 221ZM193 223V226L195 225ZM200 222H199V220H198V223L197 224H199ZM4 224H5V222H4ZM153 224V223H152ZM201 224H203L204 225V223L202 222V223H200L199 225H201ZM262 225V224H261ZM134 226V225H133ZM198 226V225H197ZM202 226V225H201ZM3 227V226H2ZM171 227V226H170ZM177 227H178V225H177ZM199 227V226H198ZM203 227V226H202ZM32 228V227H31ZM132 228V227H131ZM205 228V227H204ZM203 228V229H204ZM150 229V228H149ZM194 229H195V226H194ZM208 229V228H207ZM118 230V229H117ZM131 230V229H130ZM138 230V229H137ZM145 230V229H144ZM172 230V229H171ZM105 231V230H104ZM196 231H197V229H195V233H196ZM200 231H201V228H200ZM204 232H205V229L203 230ZM246 231V230H245ZM106 232V231H105ZM108 232V231H107ZM121 232V231H120ZM173 232V231H172ZM171 232V233H172ZM176 232V231H175ZM189 232V231H188ZM193 232V231H192ZM128 233V232H127ZM135 233V232H134ZM186 233V232H185ZM195 233H193L192 235H194L195 237H197L196 236V234L197 233H200V232H198L197 231V233L195 234ZM246 233V232H245ZM124 234V233H123ZM123 234H121V235H123ZM140 234V233H139ZM190 234H191V232H190ZM203 234V233H202ZM107 235V234H106ZM117 235L118 234H116V237H117ZM182 235V234H181ZM180 235V236H181ZM221 235V234H220ZM109 236V235H108ZM133 236V235H132ZM199 236H203V235H201V233H200V235ZM198 236V237H199ZM147 237V236H146ZM167 237V236H166ZM169 237H170V235H169ZM137 238V237H136ZM171 238V237H170ZM180 238V237H179ZM182 238V237H181ZM204 238V237H203ZM251 238V237H250ZM104 239V238H103ZM107 239H108V237H107ZM116 239V238H115ZM122 239V238H121ZM163 239V238H162ZM173 239V238H172ZM189 239V238H188ZM192 239V238H191ZM202 239V238H201ZM231 239H233V238H231ZM105 240V239H104ZM161 240V239H160ZM101 241V240H100ZM105 241H107V240H105ZM170 241V240H169ZM180 241V240H179ZM189 241H193V239L192 240H189ZM197 241V240H196ZM116 242V241H115ZM120 243V242H119ZM100 244H102V242H100ZM155 244V243H154ZM158 244V243H157ZM181 244V243H180ZM99 245V244H98ZM104 245H106V244H104ZM112 245V244H111ZM143 245V244H142ZM178 245V244H177ZM200 245H201V243H200ZM199 244H198V246H200ZM101 246V245H100ZM196 246V245H195ZM97 247V246H96ZM112 247V246H111ZM177 247V246H176ZM184 247V246H183ZM183 247H181V248H183ZM193 247V246H192ZM192 247H191V249H192ZM197 247V246H196ZM202 247V246H201ZM200 247V248H201ZM6 248V247H5ZM117 248V247H116ZM190 248V247H189ZM97 249H98V247H97ZM101 249V248H100ZM105 249H106V247H105ZM112 249H115V248H112ZM155 249V248H154ZM158 249H160V247L158 248ZM194 249H196V248H194ZM197 249H199V248H197ZM203 249V248H202ZM96 250V249H95ZM170 250V249H169ZM183 250V249H182ZM182 250H180V251H182ZM114 251V250H113ZM176 251H178V250H176ZM203 251V250H202ZM101 252V251H100ZM108 252H109V250H108ZM159 252H160V250H159ZM170 252V251H169ZM193 252V251H192ZM197 252V251H196ZM107 253V252H106ZM174 253V252H173ZM172 253V254H173ZM181 253V252H180ZM153 254V253H152ZM172 254H171V256H172ZM183 254V253H182ZM192 254H196V253H192ZM197 254H199V252L197 253ZM196 254V255H197ZM142 255V254H141ZM176 255H177V253H176ZM180 255V254H179ZM187 255H188V253H187ZM103 256V255H102ZM134 256V255H133ZM137 256H139V253H138V255ZM158 257H159V255H157ZM186 256V255H185ZM199 256H200V254H199ZM164 257H165V255H164ZM197 257V256H196ZM103 258V257H102ZM134 258V257H133ZM132 258V259H133ZM137 258V257H136ZM136 258H135V260H136ZM160 258V260H161V257H159ZM176 258V257H175ZM199 258V257H198ZM197 258V259H198ZM201 258V257H200ZM104 259V258H103ZM120 259V258H119ZM125 259V258H124ZM139 259V258H138ZM157 259V258H156ZM155 259V260H156ZM165 259V258H164ZM186 259H188V257L186 258ZM196 259V260H197ZM233 259V258H232ZM231 259V260H232ZM100 260V259H99ZM134 260V259H133ZM134 260V261H135ZM144 260V259H143ZM159 260V261H160ZM195 260V262H197ZM183 261V260H182ZM199 261V260H198ZM225 261V260H224ZM233 261V260H232ZM234 261H236V260H234ZM97 262V261H96ZM101 262V261H100ZM119 262V261H118ZM120 262H121V259H120ZM123 262V261H122ZM144 262V261H143ZM157 262V261H156ZM174 262H176V260L174 261ZM194 262V263H195ZM135 263V262H134ZM165 263V262H164ZM200 263V262H199ZM228 263H229V261H228ZM96 264V263H95ZM119 264V263H118ZM187 264H188V262H187Z\"/></svg>","mask_w":264,"mask_h":264}]
</instances>
